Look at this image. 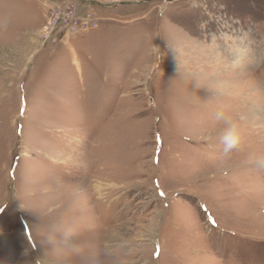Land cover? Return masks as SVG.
I'll list each match as a JSON object with an SVG mask.
<instances>
[{
  "label": "rangeland",
  "instance_id": "rangeland-1",
  "mask_svg": "<svg viewBox=\"0 0 264 264\" xmlns=\"http://www.w3.org/2000/svg\"><path fill=\"white\" fill-rule=\"evenodd\" d=\"M0 264H264V0H0Z\"/></svg>",
  "mask_w": 264,
  "mask_h": 264
},
{
  "label": "bare ground",
  "instance_id": "bare-ground-1",
  "mask_svg": "<svg viewBox=\"0 0 264 264\" xmlns=\"http://www.w3.org/2000/svg\"><path fill=\"white\" fill-rule=\"evenodd\" d=\"M237 59H235L234 61H233V69L234 70H237L239 67H242L243 65H244V60H245V58L244 59H242L241 57V55L240 54H238L237 56ZM107 153V152H106ZM107 157V156H106Z\"/></svg>",
  "mask_w": 264,
  "mask_h": 264
},
{
  "label": "clouds",
  "instance_id": "clouds-1",
  "mask_svg": "<svg viewBox=\"0 0 264 264\" xmlns=\"http://www.w3.org/2000/svg\"><path fill=\"white\" fill-rule=\"evenodd\" d=\"M239 143V137L238 136H231L228 141H227V147L230 149V148H233L235 147L237 144Z\"/></svg>",
  "mask_w": 264,
  "mask_h": 264
}]
</instances>
